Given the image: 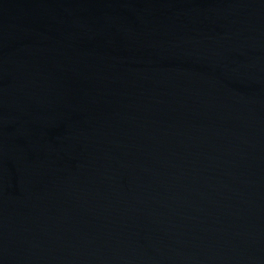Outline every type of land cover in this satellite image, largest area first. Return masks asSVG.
<instances>
[{
  "label": "water",
  "instance_id": "obj_1",
  "mask_svg": "<svg viewBox=\"0 0 264 264\" xmlns=\"http://www.w3.org/2000/svg\"><path fill=\"white\" fill-rule=\"evenodd\" d=\"M0 264H264V0H0Z\"/></svg>",
  "mask_w": 264,
  "mask_h": 264
}]
</instances>
